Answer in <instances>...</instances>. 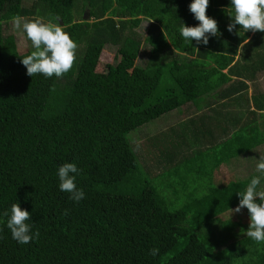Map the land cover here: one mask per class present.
Returning a JSON list of instances; mask_svg holds the SVG:
<instances>
[{
  "label": "trees",
  "instance_id": "obj_1",
  "mask_svg": "<svg viewBox=\"0 0 264 264\" xmlns=\"http://www.w3.org/2000/svg\"><path fill=\"white\" fill-rule=\"evenodd\" d=\"M192 2L35 0L27 6L0 0V264H264V243L241 234L250 226L247 208L228 217L239 205L238 193L259 173L227 183L214 174L264 145L258 77L264 73V32L239 25L229 32L231 17L223 9L230 0H209L207 16L217 21L220 35L190 45L179 28L199 26ZM17 15L61 24L77 44L70 72L62 78L26 74L15 37L4 33ZM144 23L145 38L135 31ZM106 47L116 49L107 67L101 60ZM143 49L149 53L140 66ZM248 82L254 108L249 100L242 104ZM235 104L239 111L229 115L214 112ZM183 107L190 118L183 132L180 120L170 122V148L204 147L197 175L211 179L197 186L204 195L173 199L156 179L170 173L168 162L180 154L162 144L159 153L144 155L128 135ZM65 163L81 170L73 174L85 193L79 203L59 189L57 172ZM14 203L31 214L39 239L22 245L12 238L3 213ZM153 248L159 249L155 257Z\"/></svg>",
  "mask_w": 264,
  "mask_h": 264
},
{
  "label": "clouds",
  "instance_id": "obj_2",
  "mask_svg": "<svg viewBox=\"0 0 264 264\" xmlns=\"http://www.w3.org/2000/svg\"><path fill=\"white\" fill-rule=\"evenodd\" d=\"M208 7L209 0H193L189 6L194 18L200 22L199 26L188 27L183 23L179 32L190 45L193 41L198 45L201 43L207 45L209 35H220L217 21L207 16ZM223 10L231 17L227 29L229 32H233L237 25L245 32H264V0H230V7ZM54 19L59 21V17ZM11 23L15 30L22 29L33 48L30 54L21 59L28 76L33 78L37 74H42L45 78L53 76L62 78L71 71L76 60L77 44L64 31L61 24L51 20L44 23L39 18L27 20L19 15L14 16ZM196 50L199 51L198 48ZM80 171L75 163H65L57 172L60 191L70 194L69 198L76 203L85 198L83 189H78L75 183L76 175H79ZM256 171L259 175L251 178L245 191L238 193L239 205L231 211L233 214L240 213L242 209L247 208L250 226L246 232L241 230V234L259 244L264 243V190L257 189L261 185V178H264V154L257 160ZM3 215L7 217V228L12 238L18 243L24 245L33 239H39V231L33 233L32 224L28 222L31 220V214L27 210H22L19 203L12 204L10 211L4 212ZM158 254L159 249L150 250L153 257Z\"/></svg>",
  "mask_w": 264,
  "mask_h": 264
},
{
  "label": "rangeland",
  "instance_id": "obj_3",
  "mask_svg": "<svg viewBox=\"0 0 264 264\" xmlns=\"http://www.w3.org/2000/svg\"><path fill=\"white\" fill-rule=\"evenodd\" d=\"M34 2L35 0H23V4L27 6H31ZM43 22L47 23L45 21ZM148 25H149L148 23H144L135 31L140 36L145 38L148 35ZM4 33L6 36L13 35L15 37L18 53L20 56H26L29 52L33 51L31 42L27 39L26 34L22 31V29L15 30L11 22L4 25ZM146 49H143L141 51V56L140 59L138 60V65L140 66L144 65L146 62L149 53L148 50ZM115 55H116V49L112 47L104 48L101 56V60L104 62L106 67L115 62ZM259 80H260L259 88L261 91L264 92L263 75H259ZM254 93H255V89L251 88V90L248 91V94L244 96L245 98L244 104H247V101L249 100L252 108L253 106L251 102V97L254 95ZM185 107L181 108L180 110H177L176 112H171L166 116L161 117L160 119L152 121L149 124H146L136 129L135 131L131 132L128 135V139L130 140L133 148L134 145L140 146L142 150L141 148H139L138 151L140 150L139 152L140 153L142 152L144 155H146V152L147 153L151 152L155 154L159 153L160 149L162 148V144L166 146L168 150H170L171 154H175V153L180 154L179 161H176L174 159L173 162L171 163L168 162V168L171 170L168 172L170 173H166L165 175L158 173L160 177L156 179V183L160 188L161 192L164 194V196L172 197L173 199H182L183 197L204 195L206 193V189L201 188L198 190L197 186L199 184H202L203 182L210 183L209 179H211L210 176L208 175L201 177L197 175V172L199 170V168L196 169L197 166L199 165V161L197 159L200 158L199 152L201 153V151H203L204 153L205 151L204 147L202 146L200 147L196 145H191V146L179 145L177 147L176 152L170 148L171 145L169 143H171L174 140L172 136L174 132L171 130V127L173 126L172 123L170 122L172 121L177 122V120H180L178 122L179 126L177 127V129H180V132H183L184 128L186 127V125H184L183 122L187 118H190L188 117V113L185 111ZM219 110H221V108H216V107L214 108V112ZM201 112L202 111H198V113ZM211 112L212 111H208L209 114H211ZM195 114L196 112H194L191 115V117H194ZM158 131H163V132L158 133L155 137H152ZM154 138L156 140L152 142ZM261 154H264V145L259 146L258 148L252 150L251 152L241 155L236 159H233L230 165L222 167L221 174L216 173L217 180L224 181V183H227L229 180L238 181V180L247 179L250 175L257 173L256 164ZM149 158L152 159L153 157L149 156ZM213 158L214 156H212V159ZM154 162L155 161H153V163ZM155 168L158 169L157 167ZM153 170L155 169L153 168ZM167 186H171V187L166 188ZM260 190H264V185H261ZM232 214L233 213L230 212L228 217L233 218L234 217L233 215L237 216L236 213L233 215Z\"/></svg>",
  "mask_w": 264,
  "mask_h": 264
},
{
  "label": "crops",
  "instance_id": "obj_4",
  "mask_svg": "<svg viewBox=\"0 0 264 264\" xmlns=\"http://www.w3.org/2000/svg\"><path fill=\"white\" fill-rule=\"evenodd\" d=\"M250 40V39H249ZM248 40V41H249ZM224 72H227V70H225ZM260 75H263V78H264V73H262V74H260ZM259 77V76H258ZM259 82H260V80H259ZM260 84V83H259ZM248 85L250 86V88H249V90H251V88H254L253 87V83L252 82H248ZM246 95V94H245ZM244 95V96H245ZM243 96V97H244ZM243 102V101H242ZM242 104H244V103H242ZM245 106L247 105V104H244ZM252 106H253V104H252ZM240 107V105H237V104H235L233 107H230V108H228V109H222V110H219V111H215V113L216 114H224V113H226L227 115H229V114H231V113H233V112H235V111H239V110H236L237 108H239ZM244 108V110L247 108V107H244V106H242V108L241 109H243ZM252 108V107H251ZM254 108V107H253ZM211 114H213V113H211ZM230 121V124H229V126L232 128V129H235L233 126H232V123L234 122L233 120H229ZM216 130V129H215ZM216 132H221V130L219 129V130H216ZM216 132H215V134H216ZM263 146V145H262ZM231 161L232 160H230L229 162H226V163H223V164H221L220 165V167L218 168V169H216L215 170V179L217 180V176H216V173H219V174H221L222 172H221V169H222V167H225V166H228V165H230L231 164ZM219 181V180H218Z\"/></svg>",
  "mask_w": 264,
  "mask_h": 264
},
{
  "label": "water",
  "instance_id": "obj_5",
  "mask_svg": "<svg viewBox=\"0 0 264 264\" xmlns=\"http://www.w3.org/2000/svg\"><path fill=\"white\" fill-rule=\"evenodd\" d=\"M86 17H87V19H89V15H87Z\"/></svg>",
  "mask_w": 264,
  "mask_h": 264
}]
</instances>
